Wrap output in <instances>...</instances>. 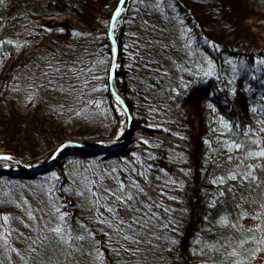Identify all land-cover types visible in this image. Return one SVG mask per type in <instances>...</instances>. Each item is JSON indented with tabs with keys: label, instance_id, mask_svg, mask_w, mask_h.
Here are the masks:
<instances>
[{
	"label": "trees",
	"instance_id": "1",
	"mask_svg": "<svg viewBox=\"0 0 264 264\" xmlns=\"http://www.w3.org/2000/svg\"><path fill=\"white\" fill-rule=\"evenodd\" d=\"M120 2L0 4V264H264V0Z\"/></svg>",
	"mask_w": 264,
	"mask_h": 264
},
{
	"label": "snow or ice",
	"instance_id": "2",
	"mask_svg": "<svg viewBox=\"0 0 264 264\" xmlns=\"http://www.w3.org/2000/svg\"><path fill=\"white\" fill-rule=\"evenodd\" d=\"M3 2L4 0H0V4H2ZM119 14L120 9L118 8L116 11V16H119ZM57 71H59V69H57ZM234 147L239 149L241 145L235 144ZM251 154L264 157V149L259 151V153ZM0 159H10V157H0ZM243 175L245 176V178L251 177L250 172L245 173ZM109 178L115 179L114 177H111V174H109ZM231 178L235 179L236 177L233 175ZM222 179L223 178H221V180ZM92 186H95V191L93 190ZM126 187L136 188L139 193H143L147 198V193H144V190L142 188H139V186L135 182H130V184L126 186L124 181H119L114 188H109L107 186H104L97 179H93L88 183L84 184L83 191L80 194L84 195L85 193H88V195L93 198L94 205L99 204L100 200L106 197L108 203L117 206V211L122 210L124 213L129 214L128 222L126 224V227L129 231H132L133 233H135L136 229H140L144 232L151 231V229L146 226L149 225L151 220L155 217V214L151 212V208L155 205V202H152L151 204H146L144 200L139 199L138 195L133 194L131 191H126ZM97 192H99L100 195H97ZM107 211L113 214L114 217H117V212L114 211L113 208L109 207L107 208ZM57 212H59V209H57ZM67 215V213L60 214L55 226L49 227L48 225H45V227H48V231L52 233L53 240L57 241L62 245L68 244L69 241H78L84 239V236L72 235V229L70 228V226H67L65 222V217ZM116 222L118 228L120 226H125V221L119 219L118 217ZM123 238L125 240H131L134 244L140 243L139 240L133 239L132 236L125 235ZM46 242L51 243L52 241H49L47 236H44L43 239H40L41 246H43ZM32 243L35 244L36 241H32ZM32 251H35V248H33Z\"/></svg>",
	"mask_w": 264,
	"mask_h": 264
},
{
	"label": "rangeland",
	"instance_id": "3",
	"mask_svg": "<svg viewBox=\"0 0 264 264\" xmlns=\"http://www.w3.org/2000/svg\"><path fill=\"white\" fill-rule=\"evenodd\" d=\"M255 20H259L258 18H256ZM260 23L262 24V23H264V20H260ZM4 153V150L2 149V148H0V155L1 154H3ZM11 250H13V252H14V249H13V247L11 246ZM11 254H14V253H9V255H11ZM262 259H260V261H261ZM9 264H13V263H9Z\"/></svg>",
	"mask_w": 264,
	"mask_h": 264
},
{
	"label": "water",
	"instance_id": "4",
	"mask_svg": "<svg viewBox=\"0 0 264 264\" xmlns=\"http://www.w3.org/2000/svg\"><path fill=\"white\" fill-rule=\"evenodd\" d=\"M123 1H124V0H121V2H120V4H119V7H118L119 9H120L121 4H122ZM118 8H117V9H118ZM116 11H117V10H116ZM116 11H115V14H114V16H113V21H114L115 18H116ZM126 110H127V112H129L127 108H126ZM5 156L8 157V155H5Z\"/></svg>",
	"mask_w": 264,
	"mask_h": 264
},
{
	"label": "bare ground",
	"instance_id": "5",
	"mask_svg": "<svg viewBox=\"0 0 264 264\" xmlns=\"http://www.w3.org/2000/svg\"><path fill=\"white\" fill-rule=\"evenodd\" d=\"M112 23H113V21H112Z\"/></svg>",
	"mask_w": 264,
	"mask_h": 264
}]
</instances>
